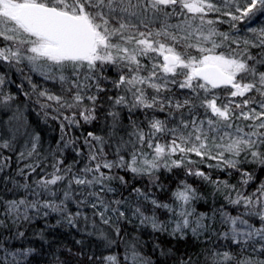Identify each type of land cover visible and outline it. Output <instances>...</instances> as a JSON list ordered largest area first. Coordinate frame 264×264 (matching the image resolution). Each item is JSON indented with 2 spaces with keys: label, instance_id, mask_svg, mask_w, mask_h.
<instances>
[{
  "label": "snow or ice",
  "instance_id": "1",
  "mask_svg": "<svg viewBox=\"0 0 264 264\" xmlns=\"http://www.w3.org/2000/svg\"><path fill=\"white\" fill-rule=\"evenodd\" d=\"M0 67V264H152L129 224L188 244L178 264H264V0H0ZM174 169L224 203L198 212L186 180L160 199Z\"/></svg>",
  "mask_w": 264,
  "mask_h": 264
},
{
  "label": "trees",
  "instance_id": "2",
  "mask_svg": "<svg viewBox=\"0 0 264 264\" xmlns=\"http://www.w3.org/2000/svg\"><path fill=\"white\" fill-rule=\"evenodd\" d=\"M222 30H228L227 25L221 26ZM0 71H7V69H4L0 67ZM26 71V70H25ZM14 81V83L7 85V89L13 93L17 94V103L21 105V107H25V97L20 93V91L17 89L16 84L23 83V87L25 90H30V86L27 84V81L23 79V77L20 76L19 73H16L15 70H12L9 73ZM35 80H39V77H34ZM50 86V85H49ZM39 111V108L37 105L34 104H28L27 110L25 112V115L28 117L30 124H32L33 128L36 127L37 124H39V128L42 131L43 134V144H42V150H46L49 147H55V140L59 138V128L58 125L53 122L49 121L48 124H44L40 117L37 115V112ZM102 125H97V129H99ZM90 126H85V128H89ZM82 130H77V134L80 133ZM22 143V141H21ZM5 155H12V168L13 170L16 167L15 162V156L14 154H10L5 152ZM193 159H197L196 157H193ZM201 170L208 172L211 174L213 179H226L229 180L231 183L236 182V177L228 176L226 173H221L216 169H209L205 165L199 166ZM51 171V169H48ZM180 180H186L187 183L191 184L193 187L198 189V191L203 195L204 199L200 200L195 204V207L197 211H208L209 207L212 205H215L216 207H219L221 204H223V199L220 197H213L211 195L212 188L210 185L206 184L204 181H202L200 178L194 177V176H186L184 171L182 169H174L171 174L169 173H162L161 175V182L163 183L165 189L168 190V192H160L157 191L155 194L162 200H167L168 193L174 188L177 187ZM160 217L163 219L165 218L163 213H158ZM49 222L54 223V218L50 217ZM44 221H37L36 222V230H39V228L43 227ZM125 231L128 233V239L131 240L133 236L138 238V241L140 243L141 251L142 253L151 260L152 264H178V261L180 257L184 254L185 250L188 249V244H185L184 242L177 243L176 241L170 240V238L166 236L157 237L151 232L149 228H136L134 224L125 225ZM29 236H32V232L29 231ZM81 236L78 232L75 230H68V229H59L58 231L54 232L51 236L48 237L49 240H55L56 244L55 247H60L61 250L67 251V248H75L79 247L74 245V241L76 239H80ZM19 243V242H15ZM159 243L161 247L167 249H172V252L170 253L169 257H164L161 255L159 248H156L155 245ZM191 243V242H189ZM89 250L92 252H95L96 255H100L101 253L107 255L109 254V251L112 254L120 255L123 253L124 245L121 243L118 247H113L112 249L108 250L103 247L97 248L96 242L93 239L92 242L89 244ZM190 254L195 255L196 252L200 251V249H189Z\"/></svg>",
  "mask_w": 264,
  "mask_h": 264
},
{
  "label": "rangeland",
  "instance_id": "3",
  "mask_svg": "<svg viewBox=\"0 0 264 264\" xmlns=\"http://www.w3.org/2000/svg\"><path fill=\"white\" fill-rule=\"evenodd\" d=\"M27 71V70H26Z\"/></svg>",
  "mask_w": 264,
  "mask_h": 264
}]
</instances>
